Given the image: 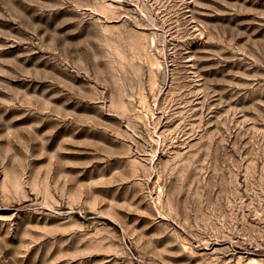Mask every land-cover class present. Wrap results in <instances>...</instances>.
Here are the masks:
<instances>
[{"label":"rangeland","instance_id":"obj_1","mask_svg":"<svg viewBox=\"0 0 264 264\" xmlns=\"http://www.w3.org/2000/svg\"><path fill=\"white\" fill-rule=\"evenodd\" d=\"M0 264H264V0H0Z\"/></svg>","mask_w":264,"mask_h":264}]
</instances>
